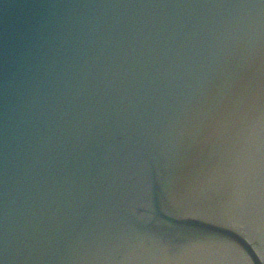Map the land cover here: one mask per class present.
I'll return each mask as SVG.
<instances>
[{
    "label": "water",
    "instance_id": "water-1",
    "mask_svg": "<svg viewBox=\"0 0 264 264\" xmlns=\"http://www.w3.org/2000/svg\"><path fill=\"white\" fill-rule=\"evenodd\" d=\"M0 264H264V0H0Z\"/></svg>",
    "mask_w": 264,
    "mask_h": 264
}]
</instances>
